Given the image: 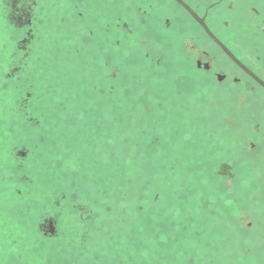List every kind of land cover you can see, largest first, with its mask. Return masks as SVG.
Masks as SVG:
<instances>
[{"label":"rangeland","instance_id":"obj_1","mask_svg":"<svg viewBox=\"0 0 264 264\" xmlns=\"http://www.w3.org/2000/svg\"><path fill=\"white\" fill-rule=\"evenodd\" d=\"M205 43L171 0H0V264H264V97Z\"/></svg>","mask_w":264,"mask_h":264},{"label":"flooded vegetation","instance_id":"obj_2","mask_svg":"<svg viewBox=\"0 0 264 264\" xmlns=\"http://www.w3.org/2000/svg\"><path fill=\"white\" fill-rule=\"evenodd\" d=\"M188 18L192 37H203L204 49L194 45L195 50L206 57L219 53L224 60L221 73L224 83L241 86L244 90L257 91L264 97V87L244 69L235 64L221 48L205 33L204 29L176 1L171 0ZM196 16L203 19L207 29L238 62L264 83V0H181ZM197 47V48H196ZM197 67L205 71L214 70L208 63L198 60ZM216 71V69H215ZM218 71V70H217ZM226 71V73H225ZM255 95V93H253ZM262 98V97H261Z\"/></svg>","mask_w":264,"mask_h":264},{"label":"water","instance_id":"obj_3","mask_svg":"<svg viewBox=\"0 0 264 264\" xmlns=\"http://www.w3.org/2000/svg\"><path fill=\"white\" fill-rule=\"evenodd\" d=\"M176 1L178 4H180V6H182L184 8V10H186V12L191 15L195 20L198 21V23L201 25V27L204 29L205 33L221 48V50L238 66H240L242 69H244L253 79H255L262 87H264V83L261 82L256 76H254L251 72H249L248 70H246L239 62L238 60L223 46V44L218 41L214 35L207 29V27L204 24L203 19H200L196 16V14H194V12L181 0H174Z\"/></svg>","mask_w":264,"mask_h":264},{"label":"snow or ice","instance_id":"obj_4","mask_svg":"<svg viewBox=\"0 0 264 264\" xmlns=\"http://www.w3.org/2000/svg\"><path fill=\"white\" fill-rule=\"evenodd\" d=\"M22 38H23V37H22ZM85 42H86V41H85ZM22 54H23V51H22ZM113 75H115V73H113ZM77 203H80V201H77ZM81 211H82V212H85V211H87V209L82 208ZM180 223H182V221H181V222H178V225H179ZM178 230H179V227H178ZM173 247L176 248V251H177V253H178L177 264H191L190 257H189L187 260H185V257L187 256V253L183 250L182 245H181V243H180L179 241H177V242L173 245Z\"/></svg>","mask_w":264,"mask_h":264}]
</instances>
